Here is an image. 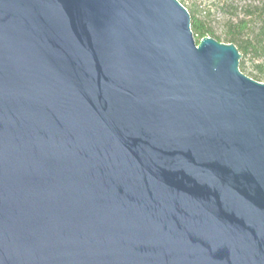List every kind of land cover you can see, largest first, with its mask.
I'll return each mask as SVG.
<instances>
[{"label":"water","instance_id":"obj_1","mask_svg":"<svg viewBox=\"0 0 264 264\" xmlns=\"http://www.w3.org/2000/svg\"><path fill=\"white\" fill-rule=\"evenodd\" d=\"M178 0H0V264H264V82Z\"/></svg>","mask_w":264,"mask_h":264},{"label":"trees","instance_id":"obj_2","mask_svg":"<svg viewBox=\"0 0 264 264\" xmlns=\"http://www.w3.org/2000/svg\"><path fill=\"white\" fill-rule=\"evenodd\" d=\"M178 1L191 12L190 27L196 42L211 36L220 42L233 43L251 61L252 70L247 75L264 81V0H250L242 5L229 0L193 1L188 7L185 0ZM215 14L223 22L219 33L210 22V16ZM240 69L245 71L243 62Z\"/></svg>","mask_w":264,"mask_h":264},{"label":"rangeland","instance_id":"obj_3","mask_svg":"<svg viewBox=\"0 0 264 264\" xmlns=\"http://www.w3.org/2000/svg\"><path fill=\"white\" fill-rule=\"evenodd\" d=\"M193 1H204V0H185V5L187 7L191 6ZM207 1H213V0H207ZM229 1H233L234 3H237L238 5H242L244 3L249 2L250 0H229ZM188 12H189V14H191L190 11H188ZM210 22H211L212 26L214 27V29L216 30L217 33L221 32L223 22L220 19V17L218 16V14L211 15L210 16ZM194 38H195V36H194ZM242 62L244 63V67H245V71H243V73L247 75V73L252 70L251 61L248 59V57L241 56V58L239 60V69H240V65L242 64ZM262 82H264V81H262Z\"/></svg>","mask_w":264,"mask_h":264}]
</instances>
